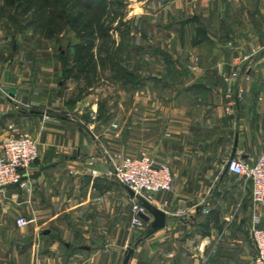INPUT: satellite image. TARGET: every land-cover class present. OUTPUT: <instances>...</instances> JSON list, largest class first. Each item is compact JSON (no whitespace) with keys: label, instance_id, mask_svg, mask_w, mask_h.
<instances>
[{"label":"crops","instance_id":"obj_1","mask_svg":"<svg viewBox=\"0 0 264 264\" xmlns=\"http://www.w3.org/2000/svg\"><path fill=\"white\" fill-rule=\"evenodd\" d=\"M175 2L181 82L151 88L150 104L134 105L130 128L98 119L91 95L68 98L55 58L33 56L28 70L23 47L10 51L1 37L0 140L30 132L40 158L27 188L0 195V210L8 206L31 220L20 227V249H0V264H123L129 248L128 264H252L253 215L264 229V208H254L252 181L226 168L233 154L254 164L264 151V0L135 5L150 3L156 13H146L164 12L170 23ZM116 150L147 151L172 169L173 191L152 201L167 213V225L148 237L126 231L127 195L132 205L133 198L110 175Z\"/></svg>","mask_w":264,"mask_h":264},{"label":"rangeland","instance_id":"obj_2","mask_svg":"<svg viewBox=\"0 0 264 264\" xmlns=\"http://www.w3.org/2000/svg\"><path fill=\"white\" fill-rule=\"evenodd\" d=\"M139 1L0 0V39L7 36L10 51L18 43L23 47V54L31 59L26 69L34 67L30 64L33 56L40 60L55 58L70 88L68 98L91 95L90 104L98 105L94 112L98 119L105 122L112 117L113 128H122L123 124L130 128L134 105L141 101L149 105L151 88L177 87L181 82V65L177 62L182 57V35L180 22L179 27L174 25L181 20L179 4L173 3L171 8L177 15L169 23L164 12L158 16L146 13H156L150 3L139 10L135 5ZM168 23L171 32L165 28ZM86 42L94 44L96 75L88 76L81 69L77 49ZM5 199L0 196L1 204ZM127 199L131 203L126 207V231L146 233L150 226L147 221L141 228L133 227V205L128 195ZM18 217L8 206L0 210V249L21 248ZM256 257L254 254L252 264Z\"/></svg>","mask_w":264,"mask_h":264},{"label":"built area","instance_id":"obj_3","mask_svg":"<svg viewBox=\"0 0 264 264\" xmlns=\"http://www.w3.org/2000/svg\"><path fill=\"white\" fill-rule=\"evenodd\" d=\"M227 80L231 78L227 77ZM46 122L57 123V120L46 116ZM40 158L38 140L27 131L11 133L0 140V193L5 194L11 187L27 188L33 175L38 171ZM110 175L124 185L129 186L136 195L152 202L158 193L173 191L174 175L169 164L157 165L155 158L147 151L139 155L124 152L111 154ZM229 170L251 180L253 184L252 201L255 210L264 208V151L254 164L233 158ZM132 225L141 228L145 220L140 213L146 209L137 199H133ZM179 215L184 211L180 210ZM19 227L27 226L31 220L19 216L16 220ZM261 216L255 211L252 225V241L257 250L255 264H264V229L260 225Z\"/></svg>","mask_w":264,"mask_h":264},{"label":"water","instance_id":"obj_4","mask_svg":"<svg viewBox=\"0 0 264 264\" xmlns=\"http://www.w3.org/2000/svg\"><path fill=\"white\" fill-rule=\"evenodd\" d=\"M233 158H234V154H233L231 160ZM231 160L229 161V163L231 162ZM229 163H228L227 168H226L227 170L229 169ZM125 188H126L128 194L133 199H137L141 203V205L146 209V211H147L146 213H144V212L140 213L141 217L147 222H149L151 220V217H153V220L150 224V227H149L145 237H148L149 235H151V234H153V233H155V232L166 227V225H167V213L164 210L158 208L152 202L148 201L144 197L136 195L135 192L129 186L125 185ZM133 253H134L133 248H129L127 250L123 264L129 263L130 258H131Z\"/></svg>","mask_w":264,"mask_h":264},{"label":"trees","instance_id":"obj_5","mask_svg":"<svg viewBox=\"0 0 264 264\" xmlns=\"http://www.w3.org/2000/svg\"><path fill=\"white\" fill-rule=\"evenodd\" d=\"M93 49V42L83 43L77 49V54L82 59L81 69H84L88 76L96 75V56Z\"/></svg>","mask_w":264,"mask_h":264}]
</instances>
